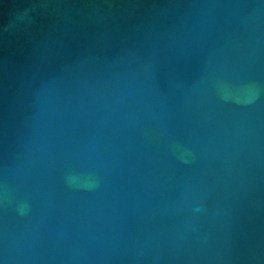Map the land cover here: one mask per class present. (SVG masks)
I'll use <instances>...</instances> for the list:
<instances>
[{"label":"water","instance_id":"1","mask_svg":"<svg viewBox=\"0 0 264 264\" xmlns=\"http://www.w3.org/2000/svg\"><path fill=\"white\" fill-rule=\"evenodd\" d=\"M0 264H264V0H0Z\"/></svg>","mask_w":264,"mask_h":264}]
</instances>
